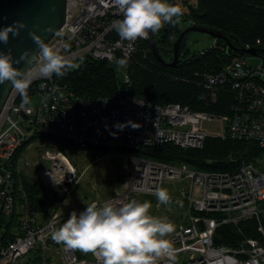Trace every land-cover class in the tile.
Masks as SVG:
<instances>
[{
	"label": "built area",
	"instance_id": "obj_1",
	"mask_svg": "<svg viewBox=\"0 0 264 264\" xmlns=\"http://www.w3.org/2000/svg\"><path fill=\"white\" fill-rule=\"evenodd\" d=\"M122 18L114 0H67L65 21L47 44L60 48L72 63L84 58L111 64L126 56L130 59L138 50L146 51L141 46L145 39L113 38V24ZM209 47L227 48L218 45L215 39ZM55 79V74L48 79H33L27 95H41L40 104L23 105L21 95L13 87L1 109V215L7 216L13 209V177L6 164L15 150L34 134L114 149L164 143L200 149L208 137L245 140L264 149V66L248 65L245 56L231 59L216 72L204 74L212 101L220 87L232 92L234 102L230 103L228 113L192 110L180 103H155L130 90L127 72L113 92L97 96L76 94ZM129 122L140 126L134 128ZM118 124L126 126L121 129ZM213 124L214 129L207 127ZM43 158H48L47 165L43 164ZM259 162H241L232 170L199 171L185 163L172 164L133 153L120 189L90 203L118 205L132 199L153 198L165 180L181 182L180 195L192 214H187L186 222L178 225L170 236L176 244L175 264H264V158ZM31 165L44 187L60 188L68 198L78 174L61 150L45 149ZM83 209L72 206V211L78 213ZM66 218L67 215L56 210L45 221H39L36 214L23 207L18 234L0 244V264H19L22 257L37 248L40 264H48L49 253L57 255L61 264H100L92 253L78 256L75 250L66 249L51 238L52 225L56 227ZM249 219L254 220L255 236H244L232 246L214 245L217 227L237 226ZM159 264L167 261L161 260Z\"/></svg>",
	"mask_w": 264,
	"mask_h": 264
},
{
	"label": "trees",
	"instance_id": "obj_2",
	"mask_svg": "<svg viewBox=\"0 0 264 264\" xmlns=\"http://www.w3.org/2000/svg\"><path fill=\"white\" fill-rule=\"evenodd\" d=\"M168 2L179 6L183 14L179 17V24H165L154 33L156 47L164 60L172 59V44L182 31L181 24L185 22L207 26L220 32L225 39L215 38V40L218 45L227 48L220 50L207 47L202 50L203 53L201 51L191 53L184 47L183 41L180 59L175 65L168 66L157 60L148 40L145 39L141 46L146 51L138 50L126 64V72L131 82L130 90L158 104L180 103L192 110L228 113L230 103L234 102L232 92H229L227 87L222 89L220 87L217 90V98L212 101L209 96L210 89L205 85L204 74L216 72L224 63L240 57L241 55L233 48H245V45L249 48L259 47V53L264 60V0H169ZM118 36L114 29L112 37ZM229 44L232 46L230 47ZM74 63L79 64L77 69L67 71L62 77L56 76L55 80L76 94L84 96L107 94L113 92L122 83L117 77L114 64L106 60L84 58ZM45 136L47 135L30 136L15 150L11 160L6 164L13 177V209L7 216L0 214V229H2L0 244L7 243L18 234L20 211L23 207L27 206L31 214L50 215L58 210L65 200L62 189L46 188L37 177L40 184L31 183L17 171V160L27 144ZM122 150L133 151L141 156L167 163H185L199 171L232 170L241 162H255L264 151L253 142L220 137L206 138L200 149H184L171 143H164ZM151 198L143 197L139 202ZM244 236H255L254 220H245L237 226L220 225L214 233V245L232 246ZM75 251L78 256H89V253ZM39 253V248L30 253V264L39 263ZM49 259L50 257L47 258L48 262Z\"/></svg>",
	"mask_w": 264,
	"mask_h": 264
},
{
	"label": "clouds",
	"instance_id": "obj_3",
	"mask_svg": "<svg viewBox=\"0 0 264 264\" xmlns=\"http://www.w3.org/2000/svg\"><path fill=\"white\" fill-rule=\"evenodd\" d=\"M122 14V19L114 22L113 28L121 40L135 41L146 39L149 33L158 32L165 24L180 23L182 9L168 0H114ZM24 21L0 27V43L6 44L10 33L19 36L26 28ZM29 36L39 51L24 50L18 58H13L11 50L0 51V84L11 82L22 97V104L30 103L27 89L34 78H51L53 74L62 77L79 64L72 63L58 47L49 46L36 31ZM24 62L21 69L15 64ZM118 66H125L128 57L118 59ZM43 87V85H42ZM138 128L136 122H129ZM119 128L126 125L118 124ZM155 196L161 204H168L170 196L166 189L159 188ZM150 201L135 199L114 204L107 202L98 205L92 202L79 213L73 210L70 216L56 228L52 225L51 238L66 249L92 253L100 264H175L176 250L168 239L174 227L166 217L150 214Z\"/></svg>",
	"mask_w": 264,
	"mask_h": 264
},
{
	"label": "rangeland",
	"instance_id": "obj_4",
	"mask_svg": "<svg viewBox=\"0 0 264 264\" xmlns=\"http://www.w3.org/2000/svg\"><path fill=\"white\" fill-rule=\"evenodd\" d=\"M187 26L189 25L185 22L180 27L183 30ZM214 39L206 33L191 31L185 36L184 47L191 53L202 51L212 45ZM245 59L247 64L252 67L261 66L262 64V58L259 56H245ZM114 66L117 77L122 80L126 73V65L118 66L114 62ZM29 99V104L38 105L41 102L42 96L31 95ZM207 127L214 129L215 125L213 124ZM52 147H56L62 151L65 160L75 168L78 174L76 183L69 188L68 198L65 196L64 202L58 208L61 214L67 215L68 217L72 212V206L83 209L92 200L105 199L119 190L127 177L130 159L134 153L133 151L122 149L105 150L102 148L82 147L55 137L45 136L34 139L22 151L16 166L20 175L28 179L31 183H37L39 185L40 183L36 178L35 168L31 165V162L37 159L45 149H51ZM263 158L264 151L261 156L257 157L255 162L260 163L259 160H263ZM42 162L44 165H47L48 158H43ZM161 188L166 189L170 196L168 204H161L157 200V197L146 199L145 201H150L152 204V208L150 209L151 215L162 218L166 217L172 223L175 230L178 225L186 222L187 214L190 215L192 213L185 199L180 195V189L182 188L181 182L165 180ZM25 208L29 210L27 206ZM21 214L22 209L20 211ZM66 219L58 223L56 228H59ZM1 231L2 229H0V235ZM173 232L169 235L168 239H170ZM173 247L175 248L176 244H173ZM48 257H50L48 264H61L57 255L49 253ZM29 258L30 254L22 257L19 260V264H30ZM35 264L40 263L35 262Z\"/></svg>",
	"mask_w": 264,
	"mask_h": 264
},
{
	"label": "water",
	"instance_id": "obj_5",
	"mask_svg": "<svg viewBox=\"0 0 264 264\" xmlns=\"http://www.w3.org/2000/svg\"><path fill=\"white\" fill-rule=\"evenodd\" d=\"M66 5L67 0H0V27L12 24L16 20L24 21L27 25L19 36H13L10 33L8 42L0 43V51L7 53L11 50L14 59L18 58L26 49H30L32 53L38 52L39 49L29 36V31H36L47 43L63 25L66 18ZM191 31H199L213 38L225 39L223 34L213 28L190 24L178 34L173 42L170 61L164 60L159 54L154 33L150 32L147 40L157 60L168 66H173L180 59L181 45L185 36ZM229 46L232 45L229 44ZM233 50L241 56L261 57L259 47L233 48ZM14 66L21 69L27 67L23 61ZM262 66H264V60H262ZM12 89L11 82L0 84V112Z\"/></svg>",
	"mask_w": 264,
	"mask_h": 264
},
{
	"label": "crops",
	"instance_id": "obj_6",
	"mask_svg": "<svg viewBox=\"0 0 264 264\" xmlns=\"http://www.w3.org/2000/svg\"><path fill=\"white\" fill-rule=\"evenodd\" d=\"M36 217L39 221H45L48 217L47 213H38L36 214Z\"/></svg>",
	"mask_w": 264,
	"mask_h": 264
},
{
	"label": "flooded vegetation",
	"instance_id": "obj_7",
	"mask_svg": "<svg viewBox=\"0 0 264 264\" xmlns=\"http://www.w3.org/2000/svg\"><path fill=\"white\" fill-rule=\"evenodd\" d=\"M188 25H190V24L188 23Z\"/></svg>",
	"mask_w": 264,
	"mask_h": 264
}]
</instances>
